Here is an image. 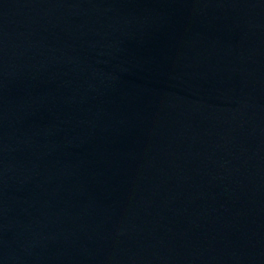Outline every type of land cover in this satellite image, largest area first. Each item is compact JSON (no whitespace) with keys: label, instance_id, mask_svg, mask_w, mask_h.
Listing matches in <instances>:
<instances>
[{"label":"water","instance_id":"water-1","mask_svg":"<svg viewBox=\"0 0 264 264\" xmlns=\"http://www.w3.org/2000/svg\"><path fill=\"white\" fill-rule=\"evenodd\" d=\"M0 264H264V0H0Z\"/></svg>","mask_w":264,"mask_h":264}]
</instances>
